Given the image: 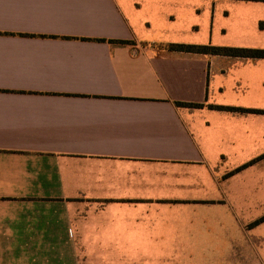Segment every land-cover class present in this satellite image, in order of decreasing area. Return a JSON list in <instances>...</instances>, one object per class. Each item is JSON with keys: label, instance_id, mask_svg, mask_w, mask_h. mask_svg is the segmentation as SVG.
<instances>
[{"label": "crops", "instance_id": "crops-1", "mask_svg": "<svg viewBox=\"0 0 264 264\" xmlns=\"http://www.w3.org/2000/svg\"><path fill=\"white\" fill-rule=\"evenodd\" d=\"M170 45L264 0H0V264H264V58Z\"/></svg>", "mask_w": 264, "mask_h": 264}, {"label": "trees", "instance_id": "trees-1", "mask_svg": "<svg viewBox=\"0 0 264 264\" xmlns=\"http://www.w3.org/2000/svg\"><path fill=\"white\" fill-rule=\"evenodd\" d=\"M111 44L127 45L125 41H111ZM172 51L196 54H224L235 57H259L264 58V50H251L241 48H222L214 46H190V45H170Z\"/></svg>", "mask_w": 264, "mask_h": 264}]
</instances>
